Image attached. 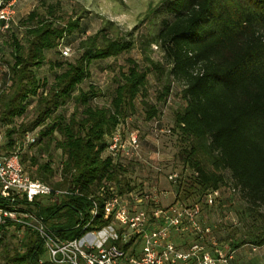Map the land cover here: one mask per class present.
Returning a JSON list of instances; mask_svg holds the SVG:
<instances>
[{"label": "trees", "instance_id": "trees-1", "mask_svg": "<svg viewBox=\"0 0 264 264\" xmlns=\"http://www.w3.org/2000/svg\"><path fill=\"white\" fill-rule=\"evenodd\" d=\"M163 13L148 46L156 43L164 61L127 58L107 104L93 103L100 94L94 85L87 90L80 86L91 78L92 64L135 47L132 38L109 36L112 21L86 35L83 16L74 18L59 2L40 0L19 21L22 38L12 28L2 32L12 33V62L3 75L8 85L0 89L7 151L14 150L24 134L36 132V143L20 155L24 170L56 189L83 193L38 206L47 227L63 239L82 238L111 224V218L103 217L99 188L110 185L126 194L136 186L127 175L130 162L108 155L106 139L136 113L140 97L149 121L160 106H172L176 83L182 86L183 105L174 113L170 133L177 131L183 172L192 171L184 184L185 196L196 195L200 201L209 191L232 185L249 213L264 205V0H165ZM76 42L78 55L72 61H53V55L65 57L63 46ZM45 64L60 69L52 83L38 74ZM151 73L165 77L156 104L146 100ZM70 101L73 111L67 115L60 109ZM29 112L31 119L18 121ZM52 148L61 156L56 167L52 155L43 160ZM89 192L100 202V213L85 230L92 206ZM8 205L0 197V207ZM253 242L264 245V231ZM111 243L120 245L119 239ZM44 255L42 240L29 229L13 246L0 240V264H50L39 262Z\"/></svg>", "mask_w": 264, "mask_h": 264}, {"label": "rangeland", "instance_id": "rangeland-1", "mask_svg": "<svg viewBox=\"0 0 264 264\" xmlns=\"http://www.w3.org/2000/svg\"><path fill=\"white\" fill-rule=\"evenodd\" d=\"M40 0H15L13 9L15 11L14 21L11 26L12 33H17L22 38L23 30L19 21L27 16L39 3ZM59 2L66 15L83 16L82 24L86 29V35H93L108 21H112L114 26L109 30L110 37H126L135 41V47L130 52L123 53L118 57H113L105 61H99L91 66V78L85 81L80 88L87 90L92 84L98 89L100 94L94 98V104H107L116 87V78L122 67L126 65L127 58H133L140 63L146 61V57L155 61L163 62V52L156 43L148 46V42L158 33L162 19L165 17V0H50ZM68 17V16H66ZM10 28V29H11ZM11 32L2 34L0 31V89L8 83L3 76L12 62V51L10 43ZM81 33V31L79 32ZM85 35V34H83ZM76 39L78 36L76 35ZM6 38V39H5ZM81 38V37H80ZM79 38V39H80ZM5 40L4 42L2 40ZM70 48V55L66 57L54 56L53 61H72L78 55L77 42L66 45ZM60 71L56 68L52 70L48 64L38 71L41 77H47L48 81H54V74ZM164 78L157 73H151L147 85L146 100L151 104L157 103V97L164 85ZM182 86L176 83L173 93V105L161 107L160 113L151 121L146 119L144 105L141 97L137 100V111L121 123L120 128L123 141L127 139L129 133L137 132L140 140V150L138 154L126 159L129 161L128 178L136 186L133 192H156L160 198L161 207L173 204L192 205L200 203L205 212V223L216 225L214 233L218 237L220 245H236L237 254L229 264H264V245L259 246L253 242L256 236L264 231V205L256 212L249 213L246 202L242 201L238 191L234 192L232 185L222 188L221 199L212 207L205 206L202 199L196 195L185 196L184 184L191 175V169L184 172L181 161L177 158L179 152V141L176 130L171 133L165 132L174 127V113L183 105L181 98ZM1 92V90H0ZM159 106V105H158ZM31 107V106H30ZM30 109V108H29ZM67 115L73 111V102L70 101L61 109ZM32 113L18 120L19 122L32 118ZM165 130V131H164ZM125 142V141H124ZM34 150V149H33ZM29 149V152H33ZM27 151V150H26ZM43 160L50 159L52 155L54 166L60 161V152L52 148L49 153L43 154ZM170 173H177L176 183L167 180ZM183 175V176H182ZM182 182V188L179 183ZM51 204V202H46ZM119 225L112 222L109 226L97 231L100 241L110 243L115 238ZM27 230H16L6 228L1 241L13 246L19 243ZM94 239L89 234L84 235V241Z\"/></svg>", "mask_w": 264, "mask_h": 264}, {"label": "built area", "instance_id": "built-area-1", "mask_svg": "<svg viewBox=\"0 0 264 264\" xmlns=\"http://www.w3.org/2000/svg\"><path fill=\"white\" fill-rule=\"evenodd\" d=\"M14 1H0V31H8L14 21ZM66 57L68 46L62 47ZM172 96L167 103L171 104ZM165 131V130H164ZM165 132L170 133V129ZM120 126L107 137V154L115 160L128 159L140 150L137 132L129 133L123 141ZM37 133H26L12 151H7L8 136L0 125V197L9 205L0 207V240L6 228L17 225L38 234L43 242L45 255L40 263L50 264H229L237 249L221 243L214 233L216 225H207L201 204H173L161 207L156 192L119 194L113 186L99 188L98 198L102 200L104 219H112L119 225L116 236L120 245L100 241L97 231H87L94 239H63L49 229L38 206L46 202L59 203L70 194L83 195L69 189L53 186L33 179L23 168L20 155L23 149L36 143ZM177 173H170L167 180L176 183ZM233 191H235L233 189ZM222 197V188L209 191L202 198L205 206H214ZM91 200L90 221L86 230L100 213V202L93 192L87 194ZM111 222V223H112ZM109 226V225H108ZM120 232V234L118 233ZM85 234V235H86ZM25 235V234H24ZM222 244V243H221ZM128 248H124L127 246Z\"/></svg>", "mask_w": 264, "mask_h": 264}]
</instances>
